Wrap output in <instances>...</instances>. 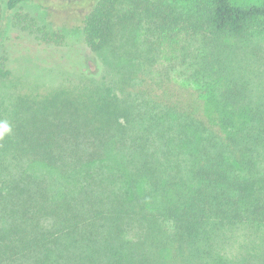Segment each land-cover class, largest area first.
<instances>
[{
	"label": "trees",
	"instance_id": "1",
	"mask_svg": "<svg viewBox=\"0 0 264 264\" xmlns=\"http://www.w3.org/2000/svg\"><path fill=\"white\" fill-rule=\"evenodd\" d=\"M67 6L54 25L40 22L41 0H0L1 48L14 30L46 46L109 51L133 69L117 77L104 63L47 90L1 92L12 76L2 49L0 121L11 132L0 137V264H264V103L205 46L208 36L263 29L264 3ZM143 19L153 54L135 58L127 31ZM168 70L193 93H179ZM38 165L55 173L52 186ZM236 231L248 242L230 257Z\"/></svg>",
	"mask_w": 264,
	"mask_h": 264
},
{
	"label": "rangeland",
	"instance_id": "2",
	"mask_svg": "<svg viewBox=\"0 0 264 264\" xmlns=\"http://www.w3.org/2000/svg\"><path fill=\"white\" fill-rule=\"evenodd\" d=\"M45 8L39 11L40 22L46 21L51 24L63 23L69 18V9L67 0H41ZM238 4H260L264 0H231ZM23 10H34L33 3L28 4ZM36 13H38L36 11ZM132 29L127 31L129 43V51H133V57L137 58L141 52L143 55L148 51L152 55V38L149 24L143 19L134 22ZM218 42L220 45H218ZM5 46H4V44ZM119 44V41L117 42ZM205 46L211 54L213 64L215 62L224 70V73L231 79L240 78L250 83L251 89L249 90L254 99L260 100L264 103V28L257 32L249 34L247 37L231 38L221 37L218 41L207 37ZM3 47L0 46V54L2 49L8 50L10 57L9 67L12 72L11 80L7 83V87L3 88L14 92H23L29 88L35 91L47 90L48 87L58 86L64 83V79L71 78L69 73L76 70L89 69L99 71L100 66L105 68L104 63H109L112 67L114 76H122L126 70L133 69L132 64L127 68L119 67L120 63L110 54L109 51H104L100 55L90 53L80 42L70 41L69 44L62 47L46 46L38 42H32L17 31L12 30L2 42ZM223 45V46H222ZM149 58V57H148ZM130 62V61H129ZM77 66H73L72 64ZM86 63V65H85ZM131 63V62H130ZM129 63L124 61V65ZM107 68V67H106ZM109 70V67H108ZM121 70L119 73L118 71ZM147 75L143 69L136 75V77L144 76L149 78V75L155 74L153 68ZM169 78L173 81L174 86L180 91L181 94L193 93L191 84L187 83L183 86L180 85L182 81L176 71L168 70ZM136 79L134 76L132 78ZM137 80V79H136ZM128 91H134L135 85L129 82L125 84ZM15 95V94H14ZM13 95V96H14ZM142 108V107H141ZM206 108L211 109L209 105ZM38 172H42L39 176L46 178L47 182L53 184V177L55 173L49 168L38 165ZM49 185V184H48ZM233 243L230 246L229 256L233 257L242 252L239 246L244 242H248L241 231H236Z\"/></svg>",
	"mask_w": 264,
	"mask_h": 264
},
{
	"label": "clouds",
	"instance_id": "3",
	"mask_svg": "<svg viewBox=\"0 0 264 264\" xmlns=\"http://www.w3.org/2000/svg\"><path fill=\"white\" fill-rule=\"evenodd\" d=\"M11 132V126L7 121H0V137Z\"/></svg>",
	"mask_w": 264,
	"mask_h": 264
}]
</instances>
